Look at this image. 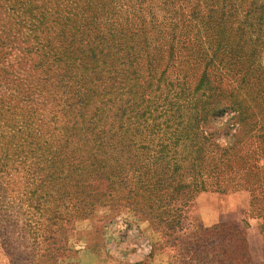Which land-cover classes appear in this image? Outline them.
I'll return each mask as SVG.
<instances>
[{
	"label": "rangeland",
	"instance_id": "rangeland-1",
	"mask_svg": "<svg viewBox=\"0 0 264 264\" xmlns=\"http://www.w3.org/2000/svg\"><path fill=\"white\" fill-rule=\"evenodd\" d=\"M151 3L162 23L167 10L161 11V0ZM244 14L226 15L220 25L201 23L199 32L194 22L163 34L147 29L149 52L134 66L138 94L146 103L167 97L165 105L173 106L145 114L134 106V121L119 120L116 109L129 96L102 83L104 91H115L103 99L100 126L92 135L78 131L71 145L52 143L63 155L55 158L59 176L51 193L30 206L19 194L26 184L22 171L0 183V264H264V23L243 31ZM7 22L14 20L0 4V23ZM222 29L241 47L239 63L214 54ZM179 34L183 43L170 54L172 36ZM13 47L0 64L13 72L9 82L36 84L35 53L27 55L24 43ZM34 102L51 116L52 103ZM97 106L94 101L89 109ZM73 157L95 188L83 190L84 180L65 170ZM98 165L104 166L100 174ZM232 203L241 207L233 221L210 225Z\"/></svg>",
	"mask_w": 264,
	"mask_h": 264
},
{
	"label": "trees",
	"instance_id": "trees-1",
	"mask_svg": "<svg viewBox=\"0 0 264 264\" xmlns=\"http://www.w3.org/2000/svg\"><path fill=\"white\" fill-rule=\"evenodd\" d=\"M62 1L0 0L8 17L14 20L0 23V64H5L9 55L7 49L13 50V45L20 42L27 45V55L35 53L37 60L34 66L39 70L36 84L20 87L21 79L17 84L10 80L14 88H9L8 76L14 74L6 67H0V183L10 179L12 172L18 174L22 171L26 184L19 194L27 198L30 206L33 203L38 205L42 195L51 193V180L59 176L54 163L63 152L61 149L51 150L52 143L60 140L65 146L71 145L78 131L86 129V133L92 135L90 132L101 123L98 115L107 105L103 99L114 92L113 89L123 90L129 96L122 107L116 109L120 113L119 120L130 116L129 120L134 121V106L144 114L168 111L173 106L168 103L171 107L167 108V97H156L155 102L150 100L146 103L144 94H138L134 66L144 52H149L145 37L148 28L163 34L164 29L178 31L194 22L193 28L199 32L201 23L209 26L216 20L220 25L224 16L231 18L239 11L245 13L243 21L239 22L243 31L253 33L264 23V0H161L160 8L168 11H164L162 23L156 20L152 0ZM132 13L137 17L133 19ZM148 14L151 17L144 19ZM139 27L140 31L136 33ZM223 32L224 29L217 35L214 54H227L229 60L239 63L244 58L241 47L237 44L234 48L235 45L223 37ZM182 36L179 34L180 39L172 36L170 54L183 43ZM51 78L55 84L51 83ZM205 81H208L206 76L199 86H203ZM102 83H109L114 88L106 92ZM3 93L9 94L5 96ZM18 96L22 97L18 99ZM134 96H138L139 101L134 100ZM169 96L173 97V94L169 93ZM38 97L52 103L51 116H43L40 112L42 103L34 102ZM157 100L162 103L155 104ZM94 101L100 106L89 109ZM196 122L194 120L193 124ZM71 154L67 155L71 157ZM90 156H82V161L86 162ZM71 160V166L65 170L84 180L83 190L95 188L84 179L86 168L81 165L82 161L77 157ZM102 169L104 166L98 165L94 171L100 174ZM122 172L112 173L120 176ZM63 174L65 179H71ZM217 225L220 224L213 227Z\"/></svg>",
	"mask_w": 264,
	"mask_h": 264
},
{
	"label": "crops",
	"instance_id": "crops-1",
	"mask_svg": "<svg viewBox=\"0 0 264 264\" xmlns=\"http://www.w3.org/2000/svg\"><path fill=\"white\" fill-rule=\"evenodd\" d=\"M240 210H241V207L239 205H237V207L236 206L234 207V205L232 203L231 207L228 208L227 210H223L221 213H219L218 214V220L214 221L210 225L215 224V223L218 224L220 222H224L227 220H231L232 216H235ZM196 216H200V219H201L200 221L202 224H204L205 218L202 219L201 212L197 208H196Z\"/></svg>",
	"mask_w": 264,
	"mask_h": 264
}]
</instances>
